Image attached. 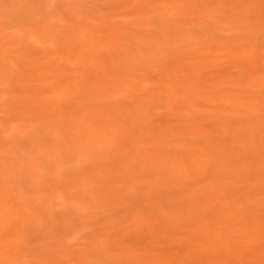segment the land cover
<instances>
[{
	"label": "rangeland",
	"instance_id": "rangeland-1",
	"mask_svg": "<svg viewBox=\"0 0 264 264\" xmlns=\"http://www.w3.org/2000/svg\"><path fill=\"white\" fill-rule=\"evenodd\" d=\"M0 264H264V0H0Z\"/></svg>",
	"mask_w": 264,
	"mask_h": 264
}]
</instances>
